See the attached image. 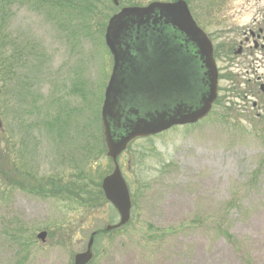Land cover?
<instances>
[{
  "label": "rangeland",
  "instance_id": "rangeland-1",
  "mask_svg": "<svg viewBox=\"0 0 264 264\" xmlns=\"http://www.w3.org/2000/svg\"><path fill=\"white\" fill-rule=\"evenodd\" d=\"M89 1L91 13L84 8L78 19L56 13L49 20L20 8L0 43L1 53L10 55L12 36L13 52L24 49L29 63L38 54L39 70L33 76L28 63L20 73L15 70L6 97L0 81V101L10 103L18 79L30 81L28 98L37 101L31 113L27 107L33 130L26 136L18 132V119L0 116V148L2 140L8 141L12 153H23L25 169L38 178L77 181L73 177L80 169L85 174L92 165L101 170L109 166V173L113 168L102 141L92 146L95 133L84 129L100 108L112 67L104 31L112 15L131 7L128 3L142 7L154 0H116L118 6L112 0ZM184 1L219 55L218 97L232 116L220 119L223 109L215 107L211 117L196 125L131 144L117 159L131 198L130 220L94 240L90 264H264V113L256 118L248 94L250 82L261 78L264 84V49H254L249 36V31L264 33V0ZM239 43L243 53L234 55ZM1 53L0 63L8 66L11 60ZM79 71L89 91L87 106L72 91ZM228 74L232 79L222 78ZM59 110L60 122L67 121L63 135L55 123L50 131L45 128L52 111ZM70 111L82 115L64 119ZM117 222L108 205L84 214L59 201L12 191L11 197L0 198V264H72L92 232ZM8 225L11 237L22 243L33 237L26 248L1 236ZM41 232L46 233L44 242L36 238Z\"/></svg>",
  "mask_w": 264,
  "mask_h": 264
},
{
  "label": "water",
  "instance_id": "water-1",
  "mask_svg": "<svg viewBox=\"0 0 264 264\" xmlns=\"http://www.w3.org/2000/svg\"><path fill=\"white\" fill-rule=\"evenodd\" d=\"M113 4L117 6L116 0ZM104 44L112 70L100 123L113 170L102 179L100 190L118 215L117 225L105 227L109 232L130 219V196L117 158L135 139L205 118L216 99L217 70L212 44L183 0L122 8L108 20ZM94 235L72 264L90 263ZM45 236L39 233L37 239L44 242Z\"/></svg>",
  "mask_w": 264,
  "mask_h": 264
},
{
  "label": "trees",
  "instance_id": "trees-1",
  "mask_svg": "<svg viewBox=\"0 0 264 264\" xmlns=\"http://www.w3.org/2000/svg\"><path fill=\"white\" fill-rule=\"evenodd\" d=\"M89 3H88V2ZM131 1V0H130ZM175 1V0H170ZM125 4V2H123ZM128 5L137 6L136 4L128 3ZM90 6L92 3L89 0H0V43L3 44V41L6 39V29L7 25L11 22V19L15 15V11L20 8H25L27 10H31L33 13L46 15L47 19L55 20L56 13L64 16H73L76 15V19L79 18V14L81 15L84 8L88 9V13H91ZM88 7V8H87ZM70 18V16H69ZM91 39V38H90ZM13 39L11 36V54H2L5 56V59L11 60L8 66H6L5 62L0 63V77L2 84V96L6 97L9 95L8 85H11V82L14 77V71L16 70L18 73L24 70L26 63L30 64L33 68V76L39 70V66L35 65V62L38 63V54L34 52L33 54V62L29 63L27 59L29 58L24 49L21 52H13ZM224 55H226L224 53ZM23 68L22 70H20ZM80 75H74L73 83V93L74 95H79L81 101L85 106H87L85 97L89 95V91L86 92L85 83L81 81V77L83 76L82 71H79ZM223 78L232 79V75L228 74ZM30 81L26 80L25 76H22L18 79L19 85L16 87L15 93H11V97L13 96V100L11 99V103L8 100L0 101V116L3 121L8 120L9 118L15 119L17 121V128L19 133H26V136L30 135L33 130L32 124H27L28 120V111L31 113L36 106V100L33 99L26 89L29 85ZM90 88V87H89ZM12 92V90H11ZM221 99L218 97L214 102V107H220L222 113L219 114V118L228 121L231 118V109L226 108L224 104L220 103ZM14 105L9 107V105ZM101 104V103H100ZM89 108V107H87ZM99 109L97 110L96 115L93 114V122L89 121V118L86 121L88 125H85L84 129H87L92 132L94 131L95 136L93 137L92 146L96 147L101 144V127L99 121ZM13 111V112H12ZM77 111H70L68 113H63V118L66 120H71L80 114L76 113ZM11 114V115H10ZM53 119L50 123H46L45 128L50 131L54 123L57 124L58 130L60 131V135L64 134L65 126L67 125V121L60 122V117H62V113L57 111L53 112ZM82 115V114H81ZM80 115V116H81ZM212 112L208 117H211ZM48 116L50 117V111H48ZM207 117V118H208ZM99 124V127H98ZM83 129V130H84ZM263 135V134H262ZM261 135V136H262ZM99 136V137H98ZM99 138V139H98ZM153 138V137H152ZM150 138L145 139L144 141L150 142ZM12 148H10V144L8 141L2 140V147L0 148V198L11 197V192L15 190L25 191L35 196L41 197L43 199L55 200L67 205H71L76 207L84 214L90 213L92 211H96L97 209H101L103 205H107L102 197V193L100 191V181L102 178L109 173V166H107L104 170H101L99 166H91L89 170L84 174L82 171L78 170V173L75 177L77 181L66 180V178H54V177H36L33 173H30L25 169V162L23 160L22 154L14 155L12 153ZM98 150V149H97ZM97 156L101 154V151L97 152ZM94 156V160H97L98 157ZM93 158V157H92ZM110 208V207H109ZM64 230H62L63 232ZM100 234H104L103 230L97 231V234L94 238L96 240ZM224 236H227L226 233H223ZM2 237H6L11 244V239L13 242L19 243L21 248H26L33 240V237L30 236L27 238L26 242L28 244L22 243L21 239H16L11 237V225H8V228H4Z\"/></svg>",
  "mask_w": 264,
  "mask_h": 264
},
{
  "label": "flooded vegetation",
  "instance_id": "flooded-vegetation-1",
  "mask_svg": "<svg viewBox=\"0 0 264 264\" xmlns=\"http://www.w3.org/2000/svg\"><path fill=\"white\" fill-rule=\"evenodd\" d=\"M250 39H252V43L254 45V49H259L260 51H263L264 49V33L261 29L258 30L256 34L249 31ZM249 39H245V42H248ZM259 44V45H258ZM243 53V47L242 44H238L237 50L234 52V55H242ZM264 56V54H262ZM261 78H257L253 82H250L253 86L250 91H248V94L253 99L251 107L253 109H256L258 113H256V118L258 119L260 117V113H264V84L260 82ZM257 90L255 91V89ZM255 91V92H254ZM243 96H246V93H242Z\"/></svg>",
  "mask_w": 264,
  "mask_h": 264
}]
</instances>
